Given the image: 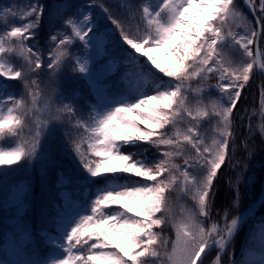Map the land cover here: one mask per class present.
I'll use <instances>...</instances> for the list:
<instances>
[{
  "label": "snow or ice",
  "instance_id": "obj_1",
  "mask_svg": "<svg viewBox=\"0 0 264 264\" xmlns=\"http://www.w3.org/2000/svg\"><path fill=\"white\" fill-rule=\"evenodd\" d=\"M246 5L254 15L259 12L255 26L234 0H142L139 6L121 2L117 7L125 10L123 19L100 5L118 30L116 37L93 14L92 3L75 10L58 4L50 13L57 31L49 37L46 58L29 43L41 28L46 6L30 0L0 10V173L40 160L47 172L56 164V150L48 141L58 125L67 126L69 155L86 173L81 183L60 172L56 186L62 203L41 207L39 224L53 246L52 255L0 259V264H203L202 254L212 248L217 250L214 264H221L245 214L229 221L225 210L223 226L213 222L206 227L201 217H210V195L228 156L241 90L254 67L264 72L259 49L264 0L258 8L253 0ZM124 45L123 52L114 51ZM69 60L75 78L96 96L97 103L86 111L65 103L63 93L59 101L42 96L37 76L45 68L61 76ZM120 67L124 71L113 81ZM210 78L217 83L207 84ZM193 80L199 81L195 87ZM9 81H20L19 96L9 90ZM205 89H215L219 98L205 100ZM80 95L79 88L70 92L71 98ZM213 117L208 141L201 121ZM260 132L264 137V127ZM142 144L156 148L158 158L149 161L143 153L136 158L122 151ZM96 178L103 185L77 202L75 189L90 188ZM21 191L13 195L20 207ZM172 191L190 197L193 207L181 205L177 214L168 197ZM238 201L237 189L234 204ZM258 224L250 232L246 258L232 259L231 264H264V218ZM165 226L174 231V239L163 235ZM13 252L19 254V247L14 245Z\"/></svg>",
  "mask_w": 264,
  "mask_h": 264
},
{
  "label": "trees",
  "instance_id": "obj_2",
  "mask_svg": "<svg viewBox=\"0 0 264 264\" xmlns=\"http://www.w3.org/2000/svg\"><path fill=\"white\" fill-rule=\"evenodd\" d=\"M93 1V4H96L95 0ZM101 1L97 0L98 4L96 10L100 9V5H105L103 0ZM242 1L243 0H234L237 8L253 22L252 17L245 11ZM29 2L30 0H0V10H6L7 6L17 7ZM40 3L46 6L45 15L36 38L29 41V43L41 49L46 58L49 49V37L54 29L50 16L52 10L58 4H67L72 10L81 8V6L78 5V0H40ZM255 4L258 8L259 0H255ZM138 5L139 3L134 6ZM105 6L109 8L108 3ZM124 13L118 15L116 11L114 16L123 19ZM256 13L259 15L258 11ZM68 14H71V12ZM16 23L18 25L21 21L17 20ZM112 27L114 28V26ZM115 34L117 35V33ZM76 47H78V45ZM261 49L264 57V38L261 39ZM73 50L76 51V49ZM123 50L124 49L120 47L114 49L117 53H121ZM16 63L19 65L20 61L17 60ZM122 69L123 67H120L118 70ZM47 71L48 70L45 68L42 74L37 76L39 84L43 76L47 77ZM117 74L119 75V73ZM118 75H113L111 79L115 81ZM75 77L76 73L72 71V64L69 60L62 69V75H54L53 80L51 81L49 79V81L52 88L53 86L58 88L61 85L62 93L64 96L68 97L64 99L65 103H73L78 112L81 110L86 111V106H89L88 101L93 99V95L84 85V82L77 80ZM8 83L9 88L18 96L22 93L23 89L20 81H9ZM260 86L264 89V78L253 70L250 80L241 90L240 100L233 109L232 137L229 139L228 156L225 163L218 170L217 177L214 179L213 190L210 195L211 213L214 215V219L217 223L222 226L225 222L223 216L225 210L228 212L227 220L230 221L244 206L256 197L261 186L262 167L264 163V137H262L260 132V120L257 111ZM75 88L80 89L81 95L76 98H71L70 92ZM261 121H264V119ZM66 129V125H58L54 136L50 138L53 142L52 147L55 148L57 155L56 164L54 166H49L47 172H45V169L43 172H37L35 169H32L29 179L22 177L21 174L14 171L8 172L5 170L4 173H0V181L6 179V175L9 176L5 183L0 186V238L12 232L9 214L11 211L10 205L16 202V200L13 199L14 191L22 189L19 194V200L25 202V213L22 216V222H27L30 224L29 226H34L35 229H41L39 224L41 207L50 208L53 204H56L59 198L58 193L60 189L56 186L59 173L64 172L65 175L70 174L75 179L77 172L82 169L79 163H76L77 165L75 166L70 161L71 155H69V151L71 149V144L69 140L71 136H65ZM68 130L71 131V129ZM122 151L133 152L136 154V158H143L141 156V153H143L144 156L148 157L149 161H152L153 152L157 151V149L147 144H142L140 147L126 146ZM251 172H254L255 176L252 186L250 187L247 184V178ZM237 189L239 201L238 204H234ZM168 197L173 206L176 199V197L174 199V193L169 192ZM261 218H264V205L257 212L255 219L256 223L254 225L256 228L259 227L258 221ZM205 222L207 224L208 221L205 219ZM254 226L251 231L254 230ZM169 229L168 226L164 227V236L169 237L172 235V229ZM244 236L245 226L241 227L239 233L233 239L227 254L231 251H235L236 253L239 252ZM249 239L250 234L244 242L243 250L238 261L242 262L246 258L249 248ZM36 241L37 242L33 246L28 245L24 247L26 260L43 259L45 255L50 253V248L44 244L40 236L36 237ZM226 258L224 257V259Z\"/></svg>",
  "mask_w": 264,
  "mask_h": 264
},
{
  "label": "rangeland",
  "instance_id": "obj_3",
  "mask_svg": "<svg viewBox=\"0 0 264 264\" xmlns=\"http://www.w3.org/2000/svg\"><path fill=\"white\" fill-rule=\"evenodd\" d=\"M95 2H96V4H93L94 3L93 0H78V5H80L81 8H83L84 6L88 5L89 3H92L93 5H95L91 9L93 14L102 22V24H107V25L111 26L110 22L107 20L106 14L102 11V9L100 8V9L96 10V7H97L98 3H97V0H95ZM121 2H123L125 4H132L134 6L137 3H139V5H140L142 3V0H103V3H105V5L108 3L110 10L112 12L116 10L118 15H120V14L125 12L124 9L117 7V5L120 4ZM153 2H154V0H153ZM247 19L249 20V18H247ZM249 21L254 26V23L251 20H249ZM113 30L115 31V33H117L116 37H118L119 36L118 30H115V29H113ZM234 30L237 31V32L243 31V29H241V28H235ZM56 31H57V28L52 31V34H54ZM50 47H51V43H49V49H50ZM124 47L127 48L126 45H124ZM78 48H79V46L76 47L75 49L78 50ZM234 58H237V57H234ZM144 59H145L144 57H141V60H144ZM160 75L162 76L163 74H160ZM53 78H54V75H52L50 73V71L48 70L47 71V77L42 80V82L39 85V87L42 90V96L43 97H47L49 95H52L53 99L57 100V98H55V94L56 93L60 94L61 92H60L59 89H53L52 90V87L50 85L49 79L52 81ZM164 79L167 80L168 78L164 77ZM198 83H199V81H197V80H193L192 81V84H193L194 87ZM216 83H217V80L214 79V78H210L207 81V84H209V85H215ZM203 96H204L205 100H207L209 97L214 98V99L215 98H219V94L216 92L215 89H205V92L203 93ZM189 99L190 100L192 99L191 95H190ZM262 100H264V97H261V100H260L261 105H260L259 109H260L261 116H264V103H262ZM94 103H97L96 96H95ZM215 120H216V118L213 117L211 119H207V120L201 121L200 131H201L202 134L205 135V138L208 141H210V139H211V137L213 135V126L215 125ZM141 127H143V125H141ZM48 146L49 147L53 146V142L50 139L48 141ZM85 148H86V145H85ZM158 155H159L158 150L154 151L153 152V156H152V160L157 159ZM155 156H156V158H155ZM70 161L75 166L77 165L76 163H78V162H73V156L72 155H71ZM175 162L177 164H180V165L183 166V160L182 159H177ZM13 168H14V172H17V173L21 174L22 177L30 178L32 169H35L37 172H43L44 171V169H45V161L44 160L33 161L30 164L22 163L20 166H13ZM189 171H193V170L189 169ZM85 175H86V173H84L83 169L81 171H79V175H78L79 179L78 180H81L83 182ZM6 176L8 177V175H6ZM7 177H6V179L0 181V186L7 180ZM138 179H140V178H138ZM247 184L249 186H251L252 185V181L250 180L249 183H247ZM75 191L76 192L74 193V198H77V202H80L82 200H86L89 197L91 188H84L83 190H81L80 188H76ZM259 191H260V189L258 190V192ZM171 193H174V199L176 197V199H175L176 201L174 202V205L172 207L175 209L177 214H179V210H180V206L181 205L186 207V208H192L193 207V202L191 201L190 197L182 195V194H179L177 191H172ZM60 203H62L61 200L57 204V206ZM22 207H20V206L16 207L15 206L14 207L15 209L12 212L13 218H14V223L16 224V226H17V224L19 222V219H20V217L22 215ZM201 219L204 220V223H205L206 227L210 226L211 223H213V222L217 223V221L214 219V215H212V213H211V202H210V217H208V218L201 217ZM205 219L208 221L207 224L205 222ZM247 221L248 220H246V222ZM248 223H249V221H248ZM245 225L247 226V224H245ZM220 226H222V225H220ZM168 227L171 229L170 226H168ZM14 233L19 236V239L21 237V239H23L24 241H27V242L31 241L32 238H33L32 230L26 231V232L21 234L19 225L16 227V230L14 231ZM25 233H27V236H25ZM41 233L43 235H45V231H42ZM171 233H172V235H170L169 237L174 239V231L171 230ZM46 240H47V237H46ZM113 243L115 244V243H117V241L115 239H113ZM0 246H2V249H3V251L1 252V255H0V259H5V256H6V258L12 259V260H17L18 259L17 254H14V252H13L14 245H13V242L10 239H6L2 244H0ZM216 253H217V250L215 248L207 250L206 253L202 256L203 264H207L212 259V256H214ZM236 255H237V253L235 251H231L230 253L227 254V256H225V258L226 257L227 258L222 260V264H231V260L235 259Z\"/></svg>",
  "mask_w": 264,
  "mask_h": 264
},
{
  "label": "water",
  "instance_id": "obj_4",
  "mask_svg": "<svg viewBox=\"0 0 264 264\" xmlns=\"http://www.w3.org/2000/svg\"><path fill=\"white\" fill-rule=\"evenodd\" d=\"M245 5H246V0H245ZM246 9H247V11H249L251 13V15L254 18H256V14L255 15L253 14V12L250 10L249 6L246 5ZM259 42H260V40H259ZM256 48H257V45H255V52H256ZM261 73L264 75V72H261ZM261 201H264V186H263V190H262L261 194L259 195V197L253 203H251L249 206H247L245 209H243L236 217L241 216V214H246L247 212L256 210L261 205ZM215 258L212 260V262L210 264H214Z\"/></svg>",
  "mask_w": 264,
  "mask_h": 264
},
{
  "label": "bare ground",
  "instance_id": "obj_5",
  "mask_svg": "<svg viewBox=\"0 0 264 264\" xmlns=\"http://www.w3.org/2000/svg\"><path fill=\"white\" fill-rule=\"evenodd\" d=\"M249 216V215H248ZM248 216L246 218H248Z\"/></svg>",
  "mask_w": 264,
  "mask_h": 264
}]
</instances>
